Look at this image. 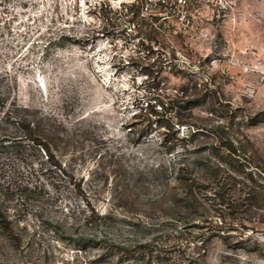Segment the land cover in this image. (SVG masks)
<instances>
[{"label":"rangeland","instance_id":"374dc122","mask_svg":"<svg viewBox=\"0 0 264 264\" xmlns=\"http://www.w3.org/2000/svg\"><path fill=\"white\" fill-rule=\"evenodd\" d=\"M158 1L0 0V264H264V0Z\"/></svg>","mask_w":264,"mask_h":264},{"label":"trees","instance_id":"16d2710c","mask_svg":"<svg viewBox=\"0 0 264 264\" xmlns=\"http://www.w3.org/2000/svg\"><path fill=\"white\" fill-rule=\"evenodd\" d=\"M171 0H159L158 3L160 4L161 7H165L170 3ZM132 12H134V10H132ZM134 14V13H133ZM134 17V15H133ZM191 98L190 96H188V90L186 86H182L180 87V89L177 90V92L174 94V97H172L170 99V108H176L174 110L175 113L173 114V116L175 115L178 119L179 122H185L188 120V115L189 113H191V111L193 110V103L191 102ZM164 107V112L168 110V107ZM36 141V140H35ZM219 141L220 143H225L227 144L228 148H230L231 152L235 153L236 150V146H235V141L233 139V137L228 134V130L226 135L219 137ZM37 143H41V141H36ZM165 145L168 146V151L171 153L172 152V148L174 147V142L171 141L168 143V141L165 143ZM48 148V147H47ZM185 148V146H184ZM53 155V154H52ZM180 171H182L184 169V165H180L179 166ZM178 171V174L179 172ZM177 177V176H176ZM179 177L181 178V176L179 175ZM14 220L9 217L8 215L4 214V212L0 209V226L2 227V229L4 227H6L4 225L5 222L8 223V225L11 224V230L15 231V229H17V227H14Z\"/></svg>","mask_w":264,"mask_h":264}]
</instances>
